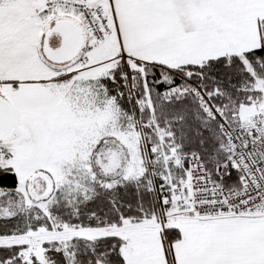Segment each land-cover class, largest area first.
<instances>
[{"label": "snow or ice", "instance_id": "6c2138e0", "mask_svg": "<svg viewBox=\"0 0 264 264\" xmlns=\"http://www.w3.org/2000/svg\"><path fill=\"white\" fill-rule=\"evenodd\" d=\"M0 264H264V0H0Z\"/></svg>", "mask_w": 264, "mask_h": 264}]
</instances>
